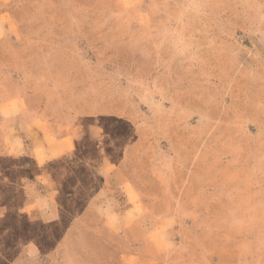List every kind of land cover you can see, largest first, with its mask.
Masks as SVG:
<instances>
[{
  "label": "rangeland",
  "instance_id": "374dc122",
  "mask_svg": "<svg viewBox=\"0 0 264 264\" xmlns=\"http://www.w3.org/2000/svg\"><path fill=\"white\" fill-rule=\"evenodd\" d=\"M0 264H264V0H0Z\"/></svg>",
  "mask_w": 264,
  "mask_h": 264
},
{
  "label": "crops",
  "instance_id": "0c3cea01",
  "mask_svg": "<svg viewBox=\"0 0 264 264\" xmlns=\"http://www.w3.org/2000/svg\"><path fill=\"white\" fill-rule=\"evenodd\" d=\"M67 158H69L70 160V162H68L69 171L76 170L77 166H84L83 169L90 171V172L88 171L89 178L87 180L85 178L80 179L79 177L70 178L69 181L70 186H80L86 184L90 188L89 189L87 188L85 190V193H87L88 191H90V193H87L85 195V198H81L83 200L78 201V199H75L74 201H72L71 198L70 204L68 205L69 213H107L106 206L109 205L111 202L109 201L108 195L106 193L109 182L108 180H104L99 177V171L102 167V161L99 160V158H96L90 161L86 160L85 162H79L77 165V161L76 160L73 161L74 158H71L65 154L60 161L53 162L52 167L56 166L59 170L64 169L65 168L64 164H67L65 163ZM75 189L77 190L74 191H77L79 193L81 190L83 191L82 188H75ZM70 191L72 192L73 190ZM64 204L65 203L62 201L59 203L60 209L64 207ZM58 211H59L58 207H55V209L52 210L51 213H60ZM130 232L132 233V238L134 240V243L132 242L131 245H133L137 251H140L142 247H144L143 245L144 242L140 243L139 241L135 240L133 236L135 232H138L139 234L141 233L140 228L134 226V228H132V231L130 230ZM131 245H129L128 248H130Z\"/></svg>",
  "mask_w": 264,
  "mask_h": 264
}]
</instances>
